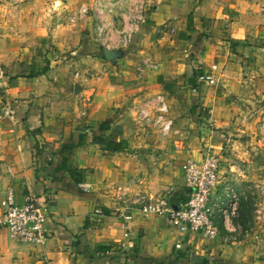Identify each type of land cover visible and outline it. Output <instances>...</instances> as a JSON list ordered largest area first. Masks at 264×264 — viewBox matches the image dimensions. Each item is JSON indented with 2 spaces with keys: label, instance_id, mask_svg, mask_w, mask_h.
Instances as JSON below:
<instances>
[{
  "label": "crops",
  "instance_id": "crops-1",
  "mask_svg": "<svg viewBox=\"0 0 264 264\" xmlns=\"http://www.w3.org/2000/svg\"><path fill=\"white\" fill-rule=\"evenodd\" d=\"M262 117L264 0H0V200L11 187L48 215L42 245L0 229V264H264V241H229L219 216L208 237L142 210L181 203L207 153L240 195L264 183ZM62 143L79 182L55 169Z\"/></svg>",
  "mask_w": 264,
  "mask_h": 264
},
{
  "label": "built area",
  "instance_id": "built-area-1",
  "mask_svg": "<svg viewBox=\"0 0 264 264\" xmlns=\"http://www.w3.org/2000/svg\"><path fill=\"white\" fill-rule=\"evenodd\" d=\"M96 1L98 3L99 0ZM79 11L85 13L87 7L82 6ZM215 69L216 66L213 65L209 71L200 74L199 81L216 84L217 79L213 73ZM156 98L159 102L156 119L162 133L166 134L171 129L172 120L167 116V105L163 97L158 95ZM139 117L148 119L149 111L141 109ZM262 120L264 121V117ZM47 158L51 160L52 156ZM232 166L237 168L238 164L233 162ZM219 170L220 161L211 153L205 154L201 161L189 159L185 169L187 192L185 199L177 205H171L166 196L161 194L149 198L142 207L143 212L166 215L182 229L208 237L218 234L215 222L217 216L223 219L228 231L232 230L235 227L233 221L238 214L240 193L230 181L223 183L220 181ZM0 206L2 207L0 229L5 228L13 238L34 245H42L46 241L48 234L45 223L48 215L34 195L26 193L23 201L18 203L13 189L9 187L0 200ZM96 213H100V210H96Z\"/></svg>",
  "mask_w": 264,
  "mask_h": 264
},
{
  "label": "rangeland",
  "instance_id": "rangeland-1",
  "mask_svg": "<svg viewBox=\"0 0 264 264\" xmlns=\"http://www.w3.org/2000/svg\"><path fill=\"white\" fill-rule=\"evenodd\" d=\"M263 122L261 119L262 125ZM159 130L162 133L160 126ZM233 222L235 227L224 232L229 241H264V183H252L241 190L238 214Z\"/></svg>",
  "mask_w": 264,
  "mask_h": 264
},
{
  "label": "trees",
  "instance_id": "trees-1",
  "mask_svg": "<svg viewBox=\"0 0 264 264\" xmlns=\"http://www.w3.org/2000/svg\"><path fill=\"white\" fill-rule=\"evenodd\" d=\"M46 65L43 67L42 71L46 70ZM109 123L108 122H101L98 125V128L100 129H107L109 128ZM77 145L73 143H62L59 147V149L53 153L54 158H56V164L55 169L57 171H68L74 178L75 181L79 182L82 179L81 172L80 170L77 169H71L69 167V158L74 150V148ZM35 148L39 150L38 144L35 145ZM103 148L106 149L107 151H122L126 148V141L121 140V141H108L105 145H103ZM99 223H97L94 219L89 218L85 221L84 226L87 228L88 226H97ZM210 264H214L211 262Z\"/></svg>",
  "mask_w": 264,
  "mask_h": 264
}]
</instances>
